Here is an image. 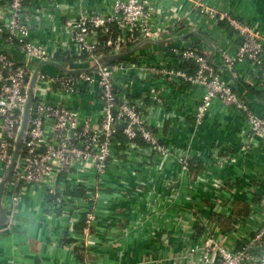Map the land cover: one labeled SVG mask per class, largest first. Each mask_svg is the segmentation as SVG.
Here are the masks:
<instances>
[{
    "label": "built area",
    "instance_id": "obj_1",
    "mask_svg": "<svg viewBox=\"0 0 264 264\" xmlns=\"http://www.w3.org/2000/svg\"><path fill=\"white\" fill-rule=\"evenodd\" d=\"M71 1L0 0V185L37 63L68 69L97 64L90 72L54 65L39 70L4 193L10 223L1 231L10 233L22 206L33 200L62 228L59 244L82 251L95 243L90 231L113 200L149 187L146 212L113 228L103 244L118 247L139 222L150 223V235L169 247L150 264H264V111L238 95L197 40L98 61L191 29L205 34L250 95L264 102V22L214 0H170L169 9L163 0L78 7ZM218 105L239 121V142L204 146V125L223 127L212 115ZM253 159L261 162L254 175H220L228 165ZM168 169L169 192L154 198L155 183ZM169 234L181 243L179 251Z\"/></svg>",
    "mask_w": 264,
    "mask_h": 264
},
{
    "label": "crops",
    "instance_id": "obj_2",
    "mask_svg": "<svg viewBox=\"0 0 264 264\" xmlns=\"http://www.w3.org/2000/svg\"><path fill=\"white\" fill-rule=\"evenodd\" d=\"M98 1L101 0H72L71 2L78 7L88 4V2L97 3ZM219 2L224 5L230 4L235 9L237 16L256 18L264 22V0H214V4H220ZM163 3L167 9L174 4L170 0H163ZM201 35L210 41L205 34ZM183 39L197 40L193 36ZM203 46L205 53L209 56V49L205 45ZM154 48L156 47L146 45L135 54L142 55ZM229 113L224 107L217 106L212 115L216 116L215 120H221L223 127L220 129L215 127L212 122L206 123L200 132L204 146L211 145L216 140L222 143L239 142L236 133L240 123ZM259 165L256 159L238 161L231 166H226L220 175L223 179L231 176L254 175ZM169 174L168 169L165 175L157 179L155 183L157 195L154 198L167 195L169 192L164 184L165 179L173 176ZM149 192V187H146L141 190H133L129 198L125 197L120 201L116 199L115 202L113 200L105 219L90 231L95 243L82 251L68 247L71 242H67L64 246L60 245L59 237L62 228L58 222L48 218V212L43 215L39 209L40 204L28 200L22 206L17 217L19 222L17 228H13L10 233L0 230V264H150L148 262L154 259L160 261L159 255L167 251L169 247L163 243L161 237L155 239L150 235V229L153 227L150 223L142 226L139 225L141 223L139 222L137 231L132 232L134 234L130 236L131 239L118 247L103 244V239L111 235L110 232L113 228L124 227L128 223L136 221L141 213L146 212L144 204L150 203ZM169 237L170 245L174 247L175 251H179L181 243L174 235L169 234Z\"/></svg>",
    "mask_w": 264,
    "mask_h": 264
},
{
    "label": "water",
    "instance_id": "obj_3",
    "mask_svg": "<svg viewBox=\"0 0 264 264\" xmlns=\"http://www.w3.org/2000/svg\"><path fill=\"white\" fill-rule=\"evenodd\" d=\"M191 36L195 37L198 42L202 43L203 45H205L209 49V51H210L209 56H208L209 63L212 66H214L219 72L222 73V75L229 82V84L232 86V88L238 93V95L247 103L253 105L254 107L260 108L261 110L264 111V102L259 100L258 98L253 97L252 95H250V93L245 89V87L235 77V75L233 74L231 69L222 61V59L220 57V53L216 49L215 45L211 41H209L208 39L203 37L200 33L196 32L194 30H191V29L182 31L178 37L173 38V39H148V40H144L141 43L137 44L133 48H129V49L123 48V49H120L119 51H117L115 53H111L108 55L101 56V57H99L98 61L100 64H104L109 60L125 59L126 57L135 54L136 51H139L142 47H144L146 45H151L153 47L159 48L161 45L176 43L185 37H191ZM156 48H154V49H156ZM45 65H54V66H57L58 68L66 71V72L69 70H75L78 72H90V71L96 69V67H97V64H94L92 67H88V68L84 65H77L71 69H68L69 67H66V65H64L62 63L55 62V61H45V62L37 63L35 72H34L33 77L31 79L29 92H28L29 100H28L26 107H25V110H24L23 121L21 124V128L19 131L18 138H17L15 152H14V155L12 158V162H11V165H10V168H9V171H8L6 177L4 178V180L2 181V183L0 185V230L3 229L4 227L8 226L10 223L9 212L6 209V207L4 206V193H5L6 188H7L8 184L12 178V173H13L15 164L17 162L18 155L21 152L22 142H23V139L25 137V132H26L27 123H28V119H29V109H30V105H31V102L33 99V91H34V85L36 82L37 74H38L39 70ZM18 225H19V222L16 219H14L11 223V226L13 228H17Z\"/></svg>",
    "mask_w": 264,
    "mask_h": 264
},
{
    "label": "trees",
    "instance_id": "obj_4",
    "mask_svg": "<svg viewBox=\"0 0 264 264\" xmlns=\"http://www.w3.org/2000/svg\"><path fill=\"white\" fill-rule=\"evenodd\" d=\"M64 61H67V60H64ZM246 87L249 88L250 90H252V88L249 85H246ZM238 208H240V204L238 205Z\"/></svg>",
    "mask_w": 264,
    "mask_h": 264
}]
</instances>
